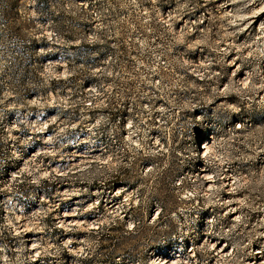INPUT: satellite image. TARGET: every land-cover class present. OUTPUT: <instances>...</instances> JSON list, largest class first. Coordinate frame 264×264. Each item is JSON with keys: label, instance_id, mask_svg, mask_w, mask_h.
<instances>
[{"label": "rangeland", "instance_id": "374dc122", "mask_svg": "<svg viewBox=\"0 0 264 264\" xmlns=\"http://www.w3.org/2000/svg\"><path fill=\"white\" fill-rule=\"evenodd\" d=\"M205 139L211 188L194 174ZM65 210L76 222L59 224ZM257 250L264 0H0V264Z\"/></svg>", "mask_w": 264, "mask_h": 264}, {"label": "bare ground", "instance_id": "6f19581e", "mask_svg": "<svg viewBox=\"0 0 264 264\" xmlns=\"http://www.w3.org/2000/svg\"><path fill=\"white\" fill-rule=\"evenodd\" d=\"M207 148H208V143H202L201 144V149H207ZM74 155H75V153H74ZM75 156L76 157L70 159V160H72L71 161L72 164H76L80 160L78 154H76ZM199 164L201 166L197 168L198 170L194 174H195V176L200 177L205 182L207 188H211L213 186L214 177L216 179H219V178H217V175H212V172L210 171V169H207V168L204 167L205 162L203 160H201L199 162ZM222 177H225V179H222ZM220 179H222V181H221L222 184L221 185H222V187L224 189V192H226L227 194L231 193L233 188H232V185L229 184V183L232 182V180H229V176H225V174L222 173ZM123 189L124 188H121V190H123ZM225 203H226L227 214L229 216H231V218L233 219L234 216H236V214H237L236 203L233 200H231V199H226ZM58 217H59V224H62V225L63 224H68V223L70 224L71 222H73V223L76 222L73 219V213L70 210L63 211L61 213V215L58 216ZM207 221H210V220H207ZM206 242L208 244V247L210 249H212L215 252V254L223 255L224 253H226L227 249H226V245L225 244L217 245V241L214 240L213 238H210V237L206 240ZM30 248L31 249L34 248V244L33 243L30 244ZM263 258H264V256L262 255V252L257 250V251H255V256L253 257V260L250 262V264H263ZM179 259L177 257L163 256L159 260H153V263L155 262V264H182L181 263L182 261L180 262Z\"/></svg>", "mask_w": 264, "mask_h": 264}, {"label": "built area", "instance_id": "2783aa9c", "mask_svg": "<svg viewBox=\"0 0 264 264\" xmlns=\"http://www.w3.org/2000/svg\"><path fill=\"white\" fill-rule=\"evenodd\" d=\"M203 141H204V143H208V141L206 139L203 140ZM200 144H202V142ZM208 149L209 148H207V149H201L200 153L198 154V156H200L204 162H206L205 159H206V155L208 154ZM183 175L184 174L182 173L181 175L178 176V180H177L178 183H180L181 177H183ZM212 175H215V174L212 172ZM233 189H234V186H233Z\"/></svg>", "mask_w": 264, "mask_h": 264}]
</instances>
